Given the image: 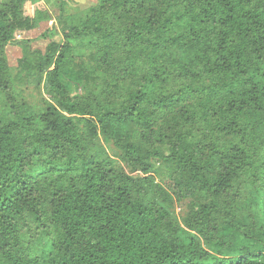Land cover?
<instances>
[{
	"label": "trees",
	"instance_id": "trees-1",
	"mask_svg": "<svg viewBox=\"0 0 264 264\" xmlns=\"http://www.w3.org/2000/svg\"><path fill=\"white\" fill-rule=\"evenodd\" d=\"M27 1L36 0H0L10 115L0 120V264L213 258L196 239L187 249L177 242L171 195L160 198L154 173L162 164L179 197L212 198L191 207L187 222L201 232L214 201L245 178L264 196V0H96L80 19L64 6L63 41L38 52L29 72L50 97L39 107L18 95L5 53L17 30H39L50 17H25ZM68 74L81 84L76 96ZM229 264H264V252Z\"/></svg>",
	"mask_w": 264,
	"mask_h": 264
},
{
	"label": "rangeland",
	"instance_id": "rangeland-1",
	"mask_svg": "<svg viewBox=\"0 0 264 264\" xmlns=\"http://www.w3.org/2000/svg\"><path fill=\"white\" fill-rule=\"evenodd\" d=\"M7 0H2V3ZM96 5V0H36L27 1L23 6V15L33 17L35 13H49V19L39 30L28 33L17 30L15 41L6 48V58L11 71V78L14 87L21 98L39 107L42 106V98L49 100V95L45 93L43 87L39 86L38 76L32 72L38 52H44L51 42H62L61 26L57 20L61 9L65 6L68 14L76 16L77 19L83 18L89 10ZM75 18V20H77ZM75 57L86 60L85 51L77 49ZM69 80L72 81L73 96L82 90L81 84L73 82L72 74ZM6 97L0 93V120L10 119ZM115 133V132H114ZM124 132L121 133V135ZM101 145L107 153L114 159L117 165L123 170L128 171V167L120 158V151L116 147L114 140L107 138L104 134L99 135ZM167 152V149H166ZM168 153V152H167ZM154 180L161 189L160 198L166 193L171 197L167 199L169 206L166 208L170 214L177 219L182 231L177 242L188 248L192 239H196L202 248L211 253L213 258L201 261V264H229L243 254H255L264 252V234L260 228L264 223V196L262 188L252 186L249 179L245 178L239 185H236L230 192L225 193L221 198L214 201L213 223L205 231L199 228H191L187 220L191 216V207L194 203L210 204L213 200L200 197L178 196V186L171 182L169 173L163 168L162 164L156 165ZM167 197V196H166ZM183 198V199H181ZM162 199H160L161 201ZM212 200V201H211ZM162 205H165L161 201ZM35 231L32 233L35 236ZM36 237V236H35ZM37 240V245L40 243ZM41 245L46 244L41 242Z\"/></svg>",
	"mask_w": 264,
	"mask_h": 264
}]
</instances>
